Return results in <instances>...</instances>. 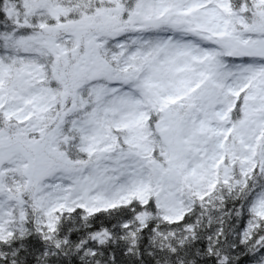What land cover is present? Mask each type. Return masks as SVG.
<instances>
[{
	"label": "snow or ice",
	"instance_id": "snow-or-ice-1",
	"mask_svg": "<svg viewBox=\"0 0 264 264\" xmlns=\"http://www.w3.org/2000/svg\"><path fill=\"white\" fill-rule=\"evenodd\" d=\"M0 264H264V0H0Z\"/></svg>",
	"mask_w": 264,
	"mask_h": 264
}]
</instances>
